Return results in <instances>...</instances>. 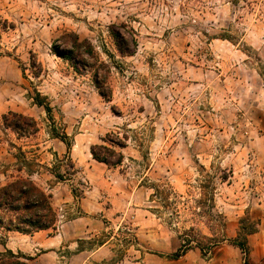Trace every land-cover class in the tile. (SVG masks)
<instances>
[{
  "label": "rangeland",
  "instance_id": "374dc122",
  "mask_svg": "<svg viewBox=\"0 0 264 264\" xmlns=\"http://www.w3.org/2000/svg\"><path fill=\"white\" fill-rule=\"evenodd\" d=\"M111 27L132 56L119 54ZM72 34L92 44L96 72L57 55ZM32 98L38 121L16 114L70 147L76 138L81 155L105 146L115 154L100 157L123 161L108 166L128 188L101 236L113 237L110 263L163 264L181 235L204 247L215 238L207 258L242 254L241 220L258 224L250 251L264 231V0H0V175L26 176L22 143L38 127L13 131L3 117Z\"/></svg>",
  "mask_w": 264,
  "mask_h": 264
},
{
  "label": "crops",
  "instance_id": "0c3cea01",
  "mask_svg": "<svg viewBox=\"0 0 264 264\" xmlns=\"http://www.w3.org/2000/svg\"><path fill=\"white\" fill-rule=\"evenodd\" d=\"M33 102V98L26 99V102L15 101L9 111L38 121L37 105ZM37 127V132L22 143L27 162L35 164L36 170L26 172V167H23L19 173L25 174L51 196V205L56 212L59 208L64 209L65 220L59 228L32 235L0 228V255L8 251L20 254L29 258L30 264H112L111 260L118 254L111 244L113 237L101 239V236L105 225H111L107 218L121 214L122 202L127 204L128 188L122 185L116 170L96 161L89 150L84 149L83 154H79L76 138L71 139L72 146L68 148L47 130L44 132L40 122ZM22 139L18 141L22 142ZM4 179L0 187L16 178L10 174ZM81 181L88 187L80 196L77 192L82 189ZM89 243L95 244L90 248ZM181 245L178 239L173 241L171 254L176 253ZM250 246L251 264H264V231L250 238ZM243 256V253L236 250L231 253L225 247L212 257L204 258L200 249L192 248L179 259L166 260L163 264H244ZM123 260L114 264H124ZM143 261L141 256V261L134 264H142Z\"/></svg>",
  "mask_w": 264,
  "mask_h": 264
},
{
  "label": "trees",
  "instance_id": "16d2710c",
  "mask_svg": "<svg viewBox=\"0 0 264 264\" xmlns=\"http://www.w3.org/2000/svg\"><path fill=\"white\" fill-rule=\"evenodd\" d=\"M110 33L114 39L117 51L121 56H132L134 54V48L130 46L129 39L123 36L114 27L110 28ZM73 40L70 41V47L64 51H60L59 48H55V51L59 57L71 64L76 72H80L81 69L86 72H96L95 66L100 62V58L93 48L92 44L88 41L80 42L76 35H73ZM133 42V40H132ZM134 47L136 46L135 43ZM106 67L104 63L101 64ZM94 83L98 87L101 96L108 99V96L102 92L104 81L100 79L98 73L93 75ZM36 103L39 106H44L46 111L50 114L51 108L45 99L41 98L40 94H36ZM5 128L13 131H18L21 128L31 127L33 124L37 127L36 123L28 117L19 115L16 113H9L3 117ZM63 142H66L67 136L60 137ZM70 147V144L67 143ZM98 151H103L105 154H115L112 150L105 146H96L91 149L93 158L104 163L107 166H119L122 164L120 159L116 164H111L106 157H100ZM24 157V155L22 154ZM31 164L26 161L22 163L23 167L30 166ZM32 166V165H31ZM23 168H19L21 172ZM157 192L156 187H152ZM213 197L216 192L215 186L213 188ZM173 191L171 190V195ZM210 209V208H209ZM214 206L211 207V210ZM58 215L51 205V196L47 195L42 189H40L30 178L20 176L17 179L9 182L5 186L0 187V228L5 231H15L26 235H32L42 230L55 229ZM257 223L251 222L249 217H246L240 222V229L237 234L235 245L244 254V264H250V247L248 243V237L257 232ZM225 227L224 224H222ZM182 240V245L179 250L168 256L171 260H177L183 256L187 251L193 247L200 249L204 258H207L215 246L212 242L216 241L215 238L204 237L211 245L202 246L196 240L187 239L184 240L183 236H179ZM218 243V242H217ZM29 258H26L20 254L16 255L12 252H5L0 255V264H30Z\"/></svg>",
  "mask_w": 264,
  "mask_h": 264
},
{
  "label": "built area",
  "instance_id": "2783aa9c",
  "mask_svg": "<svg viewBox=\"0 0 264 264\" xmlns=\"http://www.w3.org/2000/svg\"><path fill=\"white\" fill-rule=\"evenodd\" d=\"M57 215H58V219H57L56 227H59L63 224V221L65 220L64 209L59 208Z\"/></svg>",
  "mask_w": 264,
  "mask_h": 264
}]
</instances>
